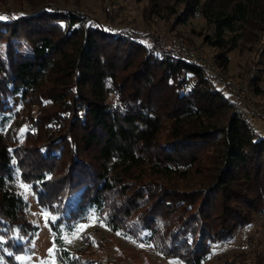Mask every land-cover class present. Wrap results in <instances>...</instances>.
<instances>
[{"label": "trees", "instance_id": "obj_1", "mask_svg": "<svg viewBox=\"0 0 264 264\" xmlns=\"http://www.w3.org/2000/svg\"><path fill=\"white\" fill-rule=\"evenodd\" d=\"M37 2L17 17L0 14V116L18 96L15 119L29 130L13 147L12 131L0 134L1 257L10 264L35 231L23 217L15 168L56 217L54 233L92 208L111 231L144 240L163 258L210 264V246L264 206V137L183 48L164 49L152 37L143 44L132 32ZM145 12L182 25L204 17V39L222 69L246 34L260 32L254 56L264 67V0H147ZM72 195L73 208H64ZM55 244L58 264H95ZM220 264L248 263L239 256Z\"/></svg>", "mask_w": 264, "mask_h": 264}, {"label": "rangeland", "instance_id": "obj_2", "mask_svg": "<svg viewBox=\"0 0 264 264\" xmlns=\"http://www.w3.org/2000/svg\"><path fill=\"white\" fill-rule=\"evenodd\" d=\"M36 1L0 0V14L3 17H17L20 13L29 12L30 6L40 2ZM48 1L56 8L86 15L105 28L132 32L139 37L140 43L150 45L152 37L157 39L164 49L183 48L188 57L211 69V76L220 80L223 85L224 95L236 97L234 102L237 111L249 121L252 131L257 136L264 137V119L255 116L260 114L264 117V67L254 56L262 37L260 32L246 34L247 37L226 54L227 64L222 69L214 58L217 51L204 39V36L211 32V27L200 15L188 18L186 24L182 25L174 24V17L148 15L149 13L145 12L147 0H46L45 3ZM249 73L257 78V94L254 93L252 83L248 81ZM225 79H234L239 87L233 91L228 90ZM114 99L112 94H108V103L113 105ZM18 101V96L10 98L11 114L0 116V134L9 129L12 131L9 134L10 138L12 137L9 141L12 147L21 143L25 133L29 132L25 123H19L15 119V113L20 110ZM43 105L41 104L42 107ZM35 112L34 106V117ZM200 164L201 168L204 166L202 173L208 175L209 169L205 168L207 164ZM13 183L25 203L24 220L29 222L35 231L24 252L16 255L10 264H58L55 257V239L59 240L61 248L79 252L81 259L93 260L95 264H182L175 259L163 258L144 240L137 242L119 231H111L92 208L86 209L75 221L62 222L54 233L50 223L54 224L56 217L37 205L29 185L19 180L15 168ZM75 200V195L68 196L63 201V207L72 209ZM81 226L85 227L77 233L79 238L72 239V233ZM64 237L72 239V242H67ZM239 256L240 260L248 264L253 261L264 264V206L252 216L249 224L237 229L230 240L211 245L206 259L210 264H220L223 260ZM0 264H8L1 254Z\"/></svg>", "mask_w": 264, "mask_h": 264}, {"label": "built area", "instance_id": "obj_3", "mask_svg": "<svg viewBox=\"0 0 264 264\" xmlns=\"http://www.w3.org/2000/svg\"><path fill=\"white\" fill-rule=\"evenodd\" d=\"M166 47H169V46L166 45ZM225 82L227 84L228 90L233 91V89L236 90V88L239 87V84L234 79H227V80L225 79Z\"/></svg>", "mask_w": 264, "mask_h": 264}, {"label": "snow or ice", "instance_id": "obj_4", "mask_svg": "<svg viewBox=\"0 0 264 264\" xmlns=\"http://www.w3.org/2000/svg\"><path fill=\"white\" fill-rule=\"evenodd\" d=\"M0 19H2V18H0ZM46 218H47V215H46ZM84 227H85V226H81L80 228H78V229L76 230V232H73V233H72V239L79 238V236L77 235V233L80 232V231H82ZM64 239H65L67 242H69V243L72 242V239H69L68 237H64Z\"/></svg>", "mask_w": 264, "mask_h": 264}]
</instances>
